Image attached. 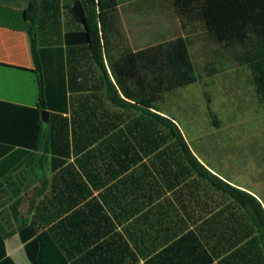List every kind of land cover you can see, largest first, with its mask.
Segmentation results:
<instances>
[{"label":"crops","instance_id":"1","mask_svg":"<svg viewBox=\"0 0 264 264\" xmlns=\"http://www.w3.org/2000/svg\"><path fill=\"white\" fill-rule=\"evenodd\" d=\"M30 1L0 0V264H146L164 248L171 264H264V242H251L253 230L245 239L238 209L191 172L170 131L110 99L109 80L134 102L109 55L169 41L160 10L116 0L122 35L102 42L100 63L72 13L76 0H37L36 57ZM165 99L152 112L238 187L195 154L160 109Z\"/></svg>","mask_w":264,"mask_h":264},{"label":"trees","instance_id":"2","mask_svg":"<svg viewBox=\"0 0 264 264\" xmlns=\"http://www.w3.org/2000/svg\"><path fill=\"white\" fill-rule=\"evenodd\" d=\"M77 2H81L84 6L85 34L92 45L94 56L102 63V42L108 46L111 41L110 33L115 35L116 39H120L122 35L118 3L116 0H76ZM173 4L182 19L193 16L192 19L201 21L207 32L218 43L242 44L253 38L260 42L256 50L246 54L245 62L252 69L257 93L264 103V0H173ZM37 13L38 2L31 0L29 7L25 10V16L30 22V36L36 57L38 51L35 32ZM108 58L111 60L119 89L129 100L134 101L123 99L115 85L109 80L107 84L112 102L120 107L141 110L155 119L160 126L169 130L191 172L203 180L206 185L227 197L233 204V213L234 209H238L239 218L237 219L242 222L245 229L248 227L245 239L253 230L256 236L251 242L256 240L264 242V208L259 199L205 168L192 154L175 122L152 112V109H155L157 103L163 101L167 93L197 82L196 68L187 40L179 37L137 52L124 51L116 60H113L110 55ZM41 107L45 108L43 100ZM229 207L230 205L226 206L221 212H230ZM222 232L224 233V230ZM187 238L189 235L184 236L176 245ZM169 250L171 249H162L146 264L154 263L156 258L160 260L159 264H171ZM191 255L192 253L188 257ZM179 258L181 256L177 259ZM211 262L212 259L209 258L204 264ZM183 263V259H179L177 264Z\"/></svg>","mask_w":264,"mask_h":264},{"label":"rangeland","instance_id":"3","mask_svg":"<svg viewBox=\"0 0 264 264\" xmlns=\"http://www.w3.org/2000/svg\"><path fill=\"white\" fill-rule=\"evenodd\" d=\"M143 3L160 10L169 41L187 40L196 68L197 82L167 94L160 109L172 113L206 165L264 202V103L245 62L260 42L224 45L193 16L182 19L173 0Z\"/></svg>","mask_w":264,"mask_h":264},{"label":"water","instance_id":"4","mask_svg":"<svg viewBox=\"0 0 264 264\" xmlns=\"http://www.w3.org/2000/svg\"><path fill=\"white\" fill-rule=\"evenodd\" d=\"M72 13L86 26V14L82 3L77 2L72 7ZM49 112L47 110L42 111V117L44 120H48Z\"/></svg>","mask_w":264,"mask_h":264}]
</instances>
